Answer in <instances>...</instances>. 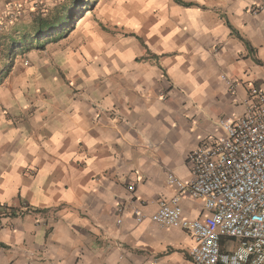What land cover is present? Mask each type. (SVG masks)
<instances>
[{"label": "crops", "instance_id": "crops-1", "mask_svg": "<svg viewBox=\"0 0 264 264\" xmlns=\"http://www.w3.org/2000/svg\"><path fill=\"white\" fill-rule=\"evenodd\" d=\"M0 1L61 12L38 51L22 36L27 59L0 57V264H194L191 236L148 216L264 89V0Z\"/></svg>", "mask_w": 264, "mask_h": 264}, {"label": "built area", "instance_id": "built-area-1", "mask_svg": "<svg viewBox=\"0 0 264 264\" xmlns=\"http://www.w3.org/2000/svg\"><path fill=\"white\" fill-rule=\"evenodd\" d=\"M23 10V2H2L0 27L20 18ZM217 124L221 134L187 154L190 179L169 172L167 183L176 193L159 200L148 218L188 233L193 241L188 255L194 264H264V89L251 85L243 113L222 116ZM128 190L133 192L134 186ZM183 193L203 202V216L183 214ZM11 212L0 202V218ZM134 216L136 221L146 217L137 209ZM148 264H156V259Z\"/></svg>", "mask_w": 264, "mask_h": 264}, {"label": "rangeland", "instance_id": "rangeland-1", "mask_svg": "<svg viewBox=\"0 0 264 264\" xmlns=\"http://www.w3.org/2000/svg\"><path fill=\"white\" fill-rule=\"evenodd\" d=\"M88 3V2H87ZM41 8H38V9H34L32 11V13L24 16L23 18H17L16 20L12 21L11 23H7L3 26L0 27V57H8L9 56L11 57L12 56H15V55H20L22 57V59H27V56H22L21 52L19 51H16V49L12 48L14 41H15V44H17L18 46L19 43H20V39L22 36H24L25 39V43H23L24 46H22L20 49L21 51L25 50V47H27V45H25L26 43H28V45H33L34 48H31L30 51H38L43 45H41L43 43V38H44V33H41V35L38 37V40L35 41L34 44L32 40V38L34 37H31L33 36L30 35V31L36 26V23H35V18L36 17H39V16H42V17H47L49 19H51L52 15L55 13L53 12H50V13H47L45 15H42L43 12L40 11ZM19 28L21 29V34H18V35H13L14 32H15V29ZM8 33H10L12 35L11 38H9V42H8V45L7 47L5 48L1 46V43L4 42L6 40V36H8ZM17 36V37H16ZM19 49V50H20ZM27 61V60H26ZM2 72H6V67H3L2 68Z\"/></svg>", "mask_w": 264, "mask_h": 264}, {"label": "trees", "instance_id": "trees-1", "mask_svg": "<svg viewBox=\"0 0 264 264\" xmlns=\"http://www.w3.org/2000/svg\"><path fill=\"white\" fill-rule=\"evenodd\" d=\"M73 14H74V12L71 11L68 13L67 17L69 18ZM60 20H61V12H59V11H56L52 15L51 19H49L47 17H42V16L36 17L35 18L36 27L30 33V35L33 34V36H31V37H34V38H32V40H34V41L38 40V37L41 35V33L45 32V29L48 30L47 28H49V29L53 28L54 24L59 23ZM72 20H74V18ZM48 31H46V33H44V35H43L44 37H45V35H53V34H49L50 31H52V30H48Z\"/></svg>", "mask_w": 264, "mask_h": 264}]
</instances>
